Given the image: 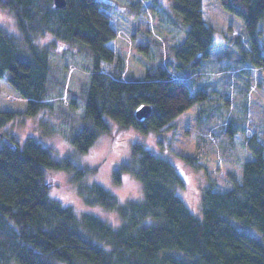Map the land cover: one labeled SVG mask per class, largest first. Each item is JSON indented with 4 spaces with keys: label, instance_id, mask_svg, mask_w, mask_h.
<instances>
[{
    "label": "trees",
    "instance_id": "trees-1",
    "mask_svg": "<svg viewBox=\"0 0 264 264\" xmlns=\"http://www.w3.org/2000/svg\"><path fill=\"white\" fill-rule=\"evenodd\" d=\"M219 1L243 21L251 46L236 47L243 58L249 56L247 66L264 64L259 41L264 34V0ZM132 3L148 19L145 4L154 9L157 1ZM203 4L171 0L176 19L190 26L187 35L167 49L164 62L135 79L123 75L126 62L117 46L120 12L113 0H67L64 8L56 7L54 0H0L2 8L13 12L21 33L0 26V127L48 106L55 44L42 46L38 38L50 36L78 43L91 54V74L78 96L87 121L69 140L77 152L88 153L103 132L113 135L109 120L143 134L166 129L207 96L204 91L193 94L189 80L176 78L169 69L177 63V69L195 75L219 45L215 28L203 17ZM74 102L72 108L77 106ZM142 104L152 106L144 121L136 115ZM128 140L131 162L119 167L142 183L141 200L121 204L99 183L80 186L88 204L118 210V227L93 213L79 215L50 196L49 171L75 168L71 158L58 161L36 138L23 144L16 138L1 142L0 264H264L262 141L247 140L254 158L243 163L241 180L232 188L204 190L200 218L178 194L184 185L178 167L142 141ZM89 171V166L79 167L76 176L82 179ZM118 172L115 178L120 181Z\"/></svg>",
    "mask_w": 264,
    "mask_h": 264
},
{
    "label": "rangeland",
    "instance_id": "rangeland-1",
    "mask_svg": "<svg viewBox=\"0 0 264 264\" xmlns=\"http://www.w3.org/2000/svg\"><path fill=\"white\" fill-rule=\"evenodd\" d=\"M156 1L154 9L145 4V11L149 13L146 19L140 16L132 0H113L120 12L117 46L125 58V78H143L146 70L164 62L167 49L184 40L190 28L181 18L176 19L171 0ZM203 1V17L215 28L219 45L197 67L195 75L177 69V63L169 64V69L176 78L189 80L193 94L207 93L206 99L196 102L159 132L143 134L131 128L126 130L109 120L113 135L101 133L88 153L77 152L69 140L87 121L85 105L78 96L91 74V54L75 42L50 36L38 38L42 46L55 44L48 106L36 115L17 116L5 123L0 127V143L16 138L23 144L27 138H36L58 161L72 159L75 168L49 171L47 179L52 184V198L72 206L79 215L93 213L113 227L120 226L118 210L88 204L80 186L99 183L121 204L141 200L142 183L119 167L131 162L130 148L125 145L130 142L129 138L142 141L153 153L178 167L184 178L178 194L200 218L207 187L225 191L233 187L235 180H241L243 163L254 158L247 140L255 137L264 144V64L247 66L249 56L243 58L236 47L237 43L245 50L251 46L242 19L227 11L219 0ZM0 26L12 34H21L13 12L1 6ZM259 41L264 50V34ZM74 101L77 106L72 108ZM83 166L91 167L92 171L81 179L76 174ZM116 170L120 181L115 178Z\"/></svg>",
    "mask_w": 264,
    "mask_h": 264
},
{
    "label": "water",
    "instance_id": "water-1",
    "mask_svg": "<svg viewBox=\"0 0 264 264\" xmlns=\"http://www.w3.org/2000/svg\"><path fill=\"white\" fill-rule=\"evenodd\" d=\"M56 7L64 8L67 4V0H54ZM152 113V106L147 104H142L136 110V115L139 120L144 121L147 119Z\"/></svg>",
    "mask_w": 264,
    "mask_h": 264
}]
</instances>
